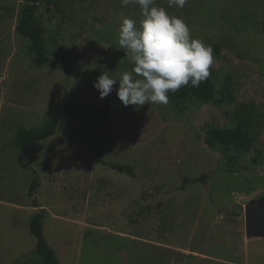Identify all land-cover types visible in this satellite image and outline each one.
I'll return each mask as SVG.
<instances>
[{
  "label": "rangeland",
  "instance_id": "obj_1",
  "mask_svg": "<svg viewBox=\"0 0 264 264\" xmlns=\"http://www.w3.org/2000/svg\"><path fill=\"white\" fill-rule=\"evenodd\" d=\"M181 18L193 38L217 44L210 67L232 101L214 105L124 106L118 83L100 98L94 77H66L55 63L33 64L28 39L16 33L26 0H0V264H40L29 220L44 210L42 234L58 264H264V239L244 232V207L264 196V0H187L182 8L155 0ZM49 59L118 79L131 71L118 44L124 18L139 26L138 5L121 0H38ZM68 99L74 111L52 136L27 147L17 164L15 134L40 128ZM108 103L107 120L77 113ZM254 105V146L234 165L204 143L209 128H231L243 105ZM104 164L94 163L97 142ZM203 184L178 190L183 178ZM34 178L38 186L31 196ZM35 201L33 207L32 201Z\"/></svg>",
  "mask_w": 264,
  "mask_h": 264
},
{
  "label": "clouds",
  "instance_id": "obj_2",
  "mask_svg": "<svg viewBox=\"0 0 264 264\" xmlns=\"http://www.w3.org/2000/svg\"><path fill=\"white\" fill-rule=\"evenodd\" d=\"M187 0H168L169 7L182 8ZM123 6H139L143 17L137 22L124 18L119 28L118 44L127 51L131 71L118 79L100 74L93 83L100 98L108 96L118 83L116 95L124 106L167 104L168 93L189 84L193 87L206 80L213 64L212 49L190 34L187 24L169 15L155 0H121Z\"/></svg>",
  "mask_w": 264,
  "mask_h": 264
},
{
  "label": "trees",
  "instance_id": "obj_3",
  "mask_svg": "<svg viewBox=\"0 0 264 264\" xmlns=\"http://www.w3.org/2000/svg\"><path fill=\"white\" fill-rule=\"evenodd\" d=\"M27 5L24 7L19 22L15 28L16 33L26 39L30 43V49L33 53V64L39 68L49 63L58 64L64 71L66 77H94L100 75L98 71H79L69 67L64 57L49 59L44 46L42 27L34 24L35 11L38 0H26ZM212 49L213 61L220 57L221 48L217 44L206 45ZM210 75L199 86L181 87L176 92H169V102L178 105L185 100H196L202 103H212L220 105L222 103L231 102L232 96L227 87L217 89L215 86V72L210 68ZM108 103L101 107L87 105L77 109V113H90L100 115L103 120H107L110 111ZM74 111L68 99H65L48 112L44 124L38 129L23 130L19 129L15 134V146L18 150L17 164L21 169L26 168L27 147L35 141H42L52 136L56 130L59 118L65 117ZM235 125L231 128H209L205 131L204 143L210 149H216L229 165H234L240 161L243 154L247 153L253 146L255 136L253 127L255 121L259 118L257 108L254 105L240 106L235 113ZM101 143H96L94 153V163L99 165H107L110 169L119 173H131L128 166L119 164H104L101 159ZM204 176L196 178H183L178 190H184V186L188 184H203ZM38 186L37 178H34L28 188V196L36 190ZM33 207L35 201H32ZM44 218V210L35 212L29 220V233L35 239V251L40 258V264H58L53 250L47 245L42 234V221Z\"/></svg>",
  "mask_w": 264,
  "mask_h": 264
},
{
  "label": "water",
  "instance_id": "obj_4",
  "mask_svg": "<svg viewBox=\"0 0 264 264\" xmlns=\"http://www.w3.org/2000/svg\"><path fill=\"white\" fill-rule=\"evenodd\" d=\"M244 232L246 236L264 239V196L244 207Z\"/></svg>",
  "mask_w": 264,
  "mask_h": 264
}]
</instances>
